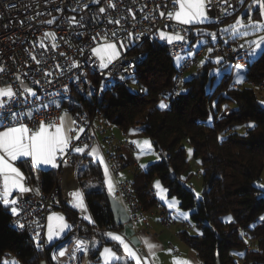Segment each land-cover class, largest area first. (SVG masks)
<instances>
[{
  "label": "built area",
  "instance_id": "built-area-1",
  "mask_svg": "<svg viewBox=\"0 0 264 264\" xmlns=\"http://www.w3.org/2000/svg\"><path fill=\"white\" fill-rule=\"evenodd\" d=\"M248 1L227 0L225 3V0H212L206 9L208 24L211 28L221 26L239 15ZM113 2L114 8L109 7V0H99V3L96 0H0V68L3 69L0 71V88L11 87L16 93L11 101L4 98L7 108L19 116L20 122L27 123L33 129L40 122H59L66 112L75 121V136L66 154L57 161L56 180L51 190L44 188L41 179L27 174V187L33 191L14 195H19L20 215H13L10 225L36 241L39 239V248L45 255L50 248L47 241L48 218L56 210H62L65 206L78 214L80 222L87 220L93 224L89 214H81L75 198L70 195L81 191L86 202L78 180L81 159L74 160V148L85 145L87 147L80 157L90 155L94 146L99 148L108 173L114 177L118 199L129 212L137 234L149 227L154 214L159 215L165 228L179 227L180 238L182 231L195 229L190 221L177 220L160 201L148 208L134 191L133 180H118L121 169L136 166V160L131 161L130 157L136 158L138 145L128 137L127 129L121 128L122 136L119 137L116 133L118 127L108 116L97 106L87 107L80 98L86 100L90 97L98 101L103 98L104 91L116 84L142 93L143 84L137 79V69L147 59L148 52L144 47L150 43L167 46L169 54L174 59H180L171 88L161 96L160 100L164 103L184 93L186 75L204 63L247 66L251 59L248 48L241 45L210 39L199 45L193 43L190 34L193 27L168 18L167 13L174 11L171 0ZM100 8L106 11L101 13ZM161 12L165 15L161 16ZM115 20L120 23L109 22ZM161 31L169 35H182L184 40L168 43L160 39ZM104 42L117 43L118 48L119 42L124 44L119 57L108 68H102L98 57L92 52V48ZM217 57H221L219 63ZM75 64L79 67H75ZM248 85L264 89V83L258 85L249 82ZM27 89L34 90L36 95H31ZM76 136L79 139H75ZM149 191L156 198L153 182ZM17 220L25 227H17ZM118 232L123 234L122 231ZM75 239L84 241V244L75 245ZM76 246L81 250L78 251ZM170 247L176 250L173 244ZM87 248L88 240L80 235L78 225L76 233L53 248L52 258L57 264H67L65 256H73L72 252L77 250L79 260L82 258V264H86ZM61 250H66L64 256L58 255ZM45 262L48 264L47 257Z\"/></svg>",
  "mask_w": 264,
  "mask_h": 264
},
{
  "label": "trees",
  "instance_id": "trees-1",
  "mask_svg": "<svg viewBox=\"0 0 264 264\" xmlns=\"http://www.w3.org/2000/svg\"><path fill=\"white\" fill-rule=\"evenodd\" d=\"M190 34L195 43L198 37L193 29ZM144 48L148 57L139 65L137 79L146 91L137 93L116 84L104 91L98 101L90 97L80 100L87 107H99L118 128L141 127L152 140L161 159L145 171L136 169L134 191L148 208L154 207L157 199L150 195L149 188L158 178L169 196L177 197L182 209L194 210L190 222L200 233L182 231V237L197 251L202 264H264V220L260 219L264 216V193L258 185L264 173V106L257 93L258 89H264L234 83L238 72L248 83H264V50L242 69L234 64L215 88L211 84L210 90L207 80L214 64L205 63L190 79H185V92L171 98L167 108H160L161 96L171 88L178 63L165 45L150 43ZM249 124L254 127H248ZM241 125L247 126L244 134L236 131ZM224 132L228 135L221 139ZM186 144L193 147L194 157L201 166L202 198L186 185L190 179L184 178L190 167ZM79 159L78 180L93 224L87 220L80 222L78 214L64 206L62 210L71 224L64 240L79 225L80 235L88 240L86 264H101L104 246L121 253L120 244L107 233L122 231L123 226L116 224L110 209L103 165L92 155L80 157L76 152L74 160ZM24 167L30 177L35 175L43 181L46 190H51L57 175L55 169L35 172L28 165ZM12 216L0 205V264L9 254L21 264H46L45 257L48 264H57L52 258L54 247L50 246L45 255L35 238L10 225ZM226 216L231 220H225ZM129 264L135 261L130 260Z\"/></svg>",
  "mask_w": 264,
  "mask_h": 264
},
{
  "label": "snow or ice",
  "instance_id": "snow-or-ice-1",
  "mask_svg": "<svg viewBox=\"0 0 264 264\" xmlns=\"http://www.w3.org/2000/svg\"><path fill=\"white\" fill-rule=\"evenodd\" d=\"M96 2L99 3V0H96ZM171 2L174 5V11L168 12L167 16L169 19H174L180 24H198L209 19L206 9L211 4L212 0H171ZM242 2H244V0H242ZM225 3H227V0H225ZM253 5H258L259 13L264 15V0H252V5H250V7ZM109 7H115L113 0H109ZM99 11L103 13L106 11V9L100 8ZM160 15L164 16L165 13L161 12ZM249 20L250 23H245V17H240L237 19L234 25L229 26L232 33L237 34L240 32L241 28L247 29L248 27L253 29H264V22H260L258 20L251 21L250 17ZM109 22L116 24L120 23L119 20ZM48 23H53V21H48ZM228 30L229 29H224L225 32ZM240 34L247 35V32L245 31ZM112 35L115 36L116 33L113 32ZM210 35L214 36L215 34L210 33ZM159 37L168 43H172L174 40H184L182 35H169L163 31L159 33ZM93 39H95V37H93ZM119 44L120 48L124 47L123 42H119ZM262 45H264V36H261L258 40L250 41L249 46L252 48V51L249 53V55L254 56L256 54V50L261 49ZM53 47H55V45H53ZM241 47H244V45H241ZM120 48H118L117 43L109 42L92 48V52L96 57H98L100 66L102 68H108L109 64L119 57ZM209 51H211V49H209ZM33 59H35V57H33ZM220 60L221 57H217V63H219ZM37 63H39V61H37ZM74 66L79 67L78 64H75ZM235 67L237 69H242L243 65L237 64ZM0 71H3V69L0 68ZM121 79H125V77H121ZM236 82H243V77L239 74V72L237 73ZM36 83H39V81H36ZM142 90L146 91L144 89ZM27 91L33 96L36 95V92L32 89H27ZM15 96L16 93L11 87L0 88V127L3 128V130H0V205H3L11 212L12 215L19 216V195L14 197L13 193L22 195L24 193L33 191V189L26 186V178L23 172L13 162L21 160V158H30V160L23 162L30 164V166L33 168L39 165H52L53 167H56L57 165L55 161L57 156L64 154L65 150L69 148L74 137L72 135L73 129L65 123V117L67 116V113H65L64 117H60L59 122H40L34 129L30 128L27 123L20 122L19 116L14 115L11 109H8L4 103V98H8V100L11 101L15 98ZM159 107L167 108L168 105L161 101ZM5 121H7V123H5ZM70 123L75 124V121H71ZM248 127H254V125L249 124ZM79 131H83V129H79ZM75 139H79V137L76 136ZM143 144L146 149H151L150 141L145 140ZM86 147V145L84 147H75L74 150L77 153H83ZM189 152H191V149H189ZM96 153L97 150L92 149L91 154L96 155ZM99 159L103 163V158L100 157ZM141 167H144V165H141ZM104 172L107 176V165L104 167ZM108 184L109 191H113L114 185L111 180H109ZM154 187L159 190L161 199H166L165 195H163L166 190L162 188L159 181H156ZM259 187L264 188V184L259 185ZM70 195L75 198L77 206L86 211V208L84 207L83 193L81 191H76ZM199 195V193H196L197 197H199ZM168 206L170 208L175 207V202L170 201ZM227 219L231 220V217H228ZM260 219L264 220V216H261ZM48 220L47 241L51 243L55 238L61 236L65 229H68L70 225L64 221L63 217L57 214H53L48 218ZM15 223L16 226L21 229L25 227V225L19 220H17ZM107 235L112 240L117 241L123 246L124 252L127 253V257L125 258L118 256L111 248L105 247L103 253H101L103 257V264H112L113 261H123V264H129L130 260H134L135 264H141L142 257L138 255L137 252L132 249V247H130L129 243L125 242V239L122 236L111 232L107 233ZM144 242L149 252H154L157 245L148 240H145ZM77 244L83 245L84 241L78 240ZM37 246H40L39 239H37ZM77 250L79 251L81 249L77 248ZM65 254L66 250H61L58 253L59 256H64ZM234 255L242 256L243 253H234ZM3 264H19V262L16 260H5ZM173 264H190V262L177 258L173 261Z\"/></svg>",
  "mask_w": 264,
  "mask_h": 264
},
{
  "label": "rangeland",
  "instance_id": "rangeland-1",
  "mask_svg": "<svg viewBox=\"0 0 264 264\" xmlns=\"http://www.w3.org/2000/svg\"><path fill=\"white\" fill-rule=\"evenodd\" d=\"M253 14H254V12H252V11H250L249 15H248L247 11H244L241 14H239L236 18H234V19H232L230 21H226L221 26L215 28V29H217L219 31V37L210 38V39L213 42L222 41L224 44H230L231 43L233 45L235 44L234 41H237V39L239 37L242 38V42L243 43H246L248 45H249L250 41L258 40L261 36H264V29H261V28L253 29L251 27H248L247 29L241 28L239 33L233 34L231 29H230V27H229L230 25H234L236 23V20L239 19L240 17H245V23H250L249 17L251 18V21H257L258 20L260 22H264V15H262L261 18L260 17L253 18ZM204 23L208 24V20H205ZM224 29H229V30L227 32H225ZM245 31L247 32V35L240 34V33H243ZM207 40H208L207 37H198V39H197V41L195 43L197 45H199L201 43H206ZM105 43H108V42H104L103 44H105ZM100 45H102V44H100ZM97 46H99V45H97ZM263 47H264V45L261 46V49H257L256 50V54L254 56L251 55V60L257 58L260 55V53L264 50ZM250 49L252 51L251 47H250ZM176 61L178 63L180 61V59H176ZM233 66H234V64H232V63H229L227 65H222V66L218 65V64H214L213 66H211L210 70H209L208 80H207V88L210 90L211 84H213V88H215L221 82L222 77L225 74H227V73L232 71ZM196 70L197 69H193V70L189 71L188 74L186 75V78L190 79L191 76L193 75V73L197 72ZM243 80H244V77H243ZM234 83L238 84L239 86H246L244 83H237L236 82V78L234 79ZM247 86H249V85H247ZM257 93L259 95L260 103L264 106V91H261V90L258 89ZM244 128H247V126L246 125H241V126L238 127V129L236 131L241 133V134H244L245 133V129ZM127 131L128 132L130 131L131 134L135 133V134H138L140 136V138H135L132 135H131L132 137L130 136V138L133 141L137 140L136 143H137L138 148H139V152L136 155V157L139 158V161H138L139 162L138 172L139 171H145L146 169H148V167L152 163H155V162H157V161H159L161 159L160 156H159V153H157L155 148H154L152 140L149 137L144 135L141 127H131ZM116 133L118 134L119 137H121L122 136L121 128H117L116 129ZM227 135H228V133H226V132L222 133L221 134V139H225L227 137ZM145 140L150 141L151 149H146L144 147L143 142ZM186 148H187V154H188V161L190 163L189 170L187 171V173L184 176L185 179L190 177V179H188L186 185L189 188H191L194 191L195 194L196 193L200 194L198 198H202L203 197V193H204V181H203V176L200 173L201 166H200L199 162L194 157V152H193L192 146L190 144H186ZM189 149H191V152H189ZM99 158L100 157H98L96 159H98L100 161ZM101 164L103 165V167H105V165H106L104 163V160H103V163L101 162ZM141 165H144V167H141ZM125 170H126V168H125ZM128 173H130V172L128 171ZM121 176H122V177H120L121 179L125 178L124 175L121 174ZM130 178H132V177H130ZM261 180H262L261 182H258V185L264 184V173H263V175L261 177ZM156 181H159L161 186H162V188L166 190V192L163 193V195H165V197H166V199H164L165 202H167L169 204L171 199H173L175 202H178V199H177L176 196H174V197H170L169 196V192H168L167 188L162 184L160 179L156 178L154 180V182H153L154 185H155ZM111 182H112V180H111ZM262 189H263V193H264V188H262ZM155 190L159 193V190H157L156 188H155ZM159 196L161 198L160 194H159ZM173 209L178 210L181 214H183L186 217V219L188 221H190L191 214L194 211V210L182 209L178 205H177L176 208H173ZM174 217H176L175 214H174ZM228 217H230V216H226L224 219L228 220L227 219ZM177 228L174 227L173 229L170 230V229H166V228L163 227V230H164L163 232H173ZM191 233L199 234L200 230H199V228L195 227V229ZM64 238H65V236H63L61 234V236L55 238L51 243H49V246L56 247L57 245H59V244H61V243H63L65 241ZM129 244L132 246V249L134 251H136L137 254L142 257L141 263L147 262L148 264H152V263L153 264H169L171 262V259L179 258V259H182V260H187V258L185 257L184 252H183L182 256H179L175 251L171 250L168 245L165 248L164 252H161L158 255L150 256L146 251L141 250L140 248H136L135 246H133L131 244V242H129ZM177 249L180 250L179 248H177ZM116 252L118 253L117 254L118 256H122V257H125V258L127 257V253H125V252H123V254H120L118 251H116ZM5 260H8V261L16 260V261L19 262V260L16 257L10 256V254H9V256H6L3 259V262ZM19 264H21V263L19 262Z\"/></svg>",
  "mask_w": 264,
  "mask_h": 264
},
{
  "label": "crops",
  "instance_id": "crops-1",
  "mask_svg": "<svg viewBox=\"0 0 264 264\" xmlns=\"http://www.w3.org/2000/svg\"><path fill=\"white\" fill-rule=\"evenodd\" d=\"M250 5H252V0H249L248 2H247V4H246V6H245V8H244V10L242 11V12H244V11H247L248 12V15L250 14V11H252V12H254V14H253V18H258V17H262V15L259 13V10H258V8H259V6L258 5H253L252 7H250ZM241 12V13H242ZM240 13V14H241ZM238 16V15H237ZM236 16V17H237ZM235 17V18H236ZM234 19V18H233ZM248 20V19H247ZM205 22V21H204ZM198 23V24H196V23H194V24H191V25H188V26H191V27H196V26H202V25H204V24H206V23ZM247 37V36H246ZM208 39H210V38H208ZM211 40V39H210ZM212 41V40H211ZM234 45H244V48H248V50L251 52V49H250V47H249V45L248 44H246V43H243L242 42V38L241 37H239L238 39H237V41H234ZM231 44V43H230ZM264 48V47H263ZM242 83H244L245 85H248V82H247V80H243V82ZM236 86H239L238 84H236ZM67 113V116L65 117V123H66V125H68V126H70L72 129H73V133H72V135H73V137L75 136V124H71L70 122L71 121H74L73 119H72V116L70 115V113L69 112H66ZM65 116V113L63 114V116L62 117H64ZM0 130H3V128H0ZM118 135V134H117ZM134 136L135 138H140V136L138 135V134H135V133H130V131L128 132V137L130 138V136ZM131 136V137H132ZM133 137V138H134ZM134 138V139H135ZM131 139V138H130ZM136 140V139H135ZM135 142H137V140L135 141ZM193 148V147H192ZM68 149V148H67ZM67 149L65 150V152H64V154H62V155H58L57 156V159H56V161H55V163H56V165H57V161H58V159H60L61 157H63L65 154H66V152H67ZM92 149H96L97 150V153H96V155H93L92 154V156L94 157V158H98V157H102L100 154H99V148L98 147H96V146H94ZM92 149L90 150V155H91V153H92ZM193 152H194V149H193ZM131 158V161H134V160H132V159H135L136 160V166L135 167H133V166H129V167H127L126 168V170H125V168L124 169H121L120 171H119V176H118V180L119 181H123V180H133L134 179V177H135V174H136V169L137 168H139V158H133V157H130ZM30 158H21V160H18V161H15V162H13L17 167H19L20 168V170L23 172V174H24V176H25V178H26V176H27V173H26V171H25V167H24V165H28V166H30V164H28V163H24L23 161H26V160H29ZM101 162V161H100ZM30 168L33 170V171H38V170H49V169H56L57 168V166L56 167H53L52 165H39V166H37V167H35V168H33V167H31L30 166ZM104 168V167H103ZM132 169V170H131ZM128 171L130 172V173H128ZM201 172V171H200ZM121 174L122 175H124V177L125 178H120V177H122L121 176ZM106 176V175H105ZM130 177H132V178H130ZM106 179H107V184H108V182H109V180H112V183H113V185H114V190L113 191H109L110 193H112L115 197H117L118 198V195H117V188H116V183H115V180H114V177L113 176H111L109 173H108V175L106 176ZM25 183H26V179H25ZM154 184V183H153ZM26 186H27V183H26ZM108 188H109V184H108ZM155 192H156V199H157V201H160V202H162L164 205H166V207L168 208V209H170L171 210V212H172V214H173V216H174V214L176 215V219L177 220H182V219H185V220H187L186 219V217L184 216V215H182L178 210H175V209H173V208H176L177 207V205L180 207V205H179V201L178 202H175L173 199H171L170 201H174L175 202V207H172V208H170L169 206H168V203L167 202H165V200H162L161 198H160V196H159V193L155 190ZM15 195V193H13V196ZM174 211V212H173ZM54 214H57V215H59V216H61V217H63L64 218V221L68 224V225H70V227L68 228V229H65V231H64V233H62V235L63 236H66L69 232H70V230H71V224L69 223V221L66 219V216H65V213H64V211L63 210H61V209H59V210H56L55 212H54ZM163 225L161 224V221H160V217H159V215H157V214H154L151 218H150V223H149V227L148 228H146V229H141L140 230V232H139V236H140V238H141V240H142V243H143V250L144 251H146L150 256H154V255H158L159 253H161V252H164V250H165V248L167 247V245L169 246V248L171 249V247H170V244H173L174 245V247H175V249L176 250H173V249H171V250H173V251H175L177 254H178V252H180L181 254H178L179 256H182L183 255V252H184V254H185V257L187 258V261H189L190 262V264H202V261L200 260V257H199V255H198V253H197V251L195 250V249H193L188 243H187V241L185 240V239H183V238H180V237H178V233L180 232V228L178 227H176L177 229L176 230H174L173 232H163L164 230H163ZM165 228V227H164ZM174 228V227H173ZM173 228H171V229H173ZM166 229H168V228H166ZM170 229V230H171ZM114 233V234H117V235H120V236H122L124 239H125V242H127V243H129V240H127V238L123 235V234H121L120 232H118V231H109L108 233ZM145 240H148V241H150V242H152V243H154V244H156L157 245V247L155 248V250H154V252H149V250H148V248H147V246H146V244H145ZM130 245V244H129ZM121 247H122V251H121V253L120 254H123V252H124V249H123V246L122 245H120ZM131 246V245H130ZM177 246V247H176ZM105 247H108V248H111L114 252H116V250L114 249V248H112L111 246H104L103 247V249H102V251H101V253H103V250H104V248ZM132 247V246H131ZM177 248H179L180 250H178ZM101 253H100V263L102 262L103 263V257H102V255H101ZM116 254H118L117 252H116ZM175 259H171V262L169 263V264H173V261H174ZM116 261H113L112 262V264L113 263H115ZM152 262V261H151ZM101 263V264H102ZM141 264H148L147 262H143V263H141ZM153 264V263H152Z\"/></svg>",
  "mask_w": 264,
  "mask_h": 264
},
{
  "label": "water",
  "instance_id": "water-1",
  "mask_svg": "<svg viewBox=\"0 0 264 264\" xmlns=\"http://www.w3.org/2000/svg\"><path fill=\"white\" fill-rule=\"evenodd\" d=\"M194 34L196 37H207V38H216L219 37V31L217 29L211 28L209 24H204L202 26H196L193 28ZM210 33L215 34L214 36ZM110 209L114 214L115 222L117 225L123 226L122 232L124 236L131 242L136 248L143 250L142 240L137 234L131 217L125 206L121 201L115 197L112 193L108 194ZM90 220L92 219L91 213L89 211ZM218 264H221L218 262Z\"/></svg>",
  "mask_w": 264,
  "mask_h": 264
},
{
  "label": "bare ground",
  "instance_id": "bare-ground-1",
  "mask_svg": "<svg viewBox=\"0 0 264 264\" xmlns=\"http://www.w3.org/2000/svg\"><path fill=\"white\" fill-rule=\"evenodd\" d=\"M84 207L86 208V211L82 210L81 207H78V208H79V210L83 216H87L89 214V210H88V207H87L85 200H84ZM77 241H78V239H75V242H74L75 245H77ZM75 248L77 249L80 247L76 246ZM69 251H70V249H69ZM72 253H73V256H67V257L65 256V258H64L65 261L67 262V264H82V258L79 260L77 250L75 252L73 251Z\"/></svg>",
  "mask_w": 264,
  "mask_h": 264
}]
</instances>
